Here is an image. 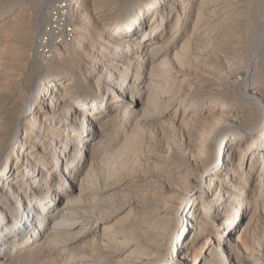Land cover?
Instances as JSON below:
<instances>
[{
  "label": "bare ground",
  "instance_id": "1",
  "mask_svg": "<svg viewBox=\"0 0 264 264\" xmlns=\"http://www.w3.org/2000/svg\"><path fill=\"white\" fill-rule=\"evenodd\" d=\"M244 1L0 5V264H264V0Z\"/></svg>",
  "mask_w": 264,
  "mask_h": 264
},
{
  "label": "rangeland",
  "instance_id": "2",
  "mask_svg": "<svg viewBox=\"0 0 264 264\" xmlns=\"http://www.w3.org/2000/svg\"><path fill=\"white\" fill-rule=\"evenodd\" d=\"M18 1V2H17ZM57 1H59V0H57ZM247 1L248 0H246V1H244V4L245 3H247ZM23 2V3H22ZM28 3V4H26V3ZM7 5V6H11L13 9H14V11H17L18 9H19V7L20 8H22V7H25L26 8V5H27V7L28 8H26L25 10V12H26V15L29 17V18H34V15H35V10L37 9V7H36V0H0V5ZM34 5V6H33ZM34 8V9H33ZM52 8V6L51 7H48V9H47V11L49 12V10ZM34 14V15H33ZM33 15V16H32ZM31 16V17H30ZM30 20H32L33 21V19H30ZM145 50H147V47H145ZM43 64H45V63H43ZM30 65V63H28V61L26 62L25 61V63H24V65L23 66H21L22 67V70H21V76H22V78L23 77H25L26 75H27V73H28V75L26 76V78L29 76V72L31 71L30 69H31V66H29ZM25 66V67H24ZM23 68H24V71H23ZM27 69H28V72H27ZM30 70V71H29ZM24 72V73H23ZM25 79V78H24ZM264 192V191H263ZM251 193H252V191L251 192H249V197L251 196ZM264 200V199H263ZM260 210H261V208L259 207V209H258V212H257V220H255V224L257 223V225H256V227H257V235H259V236H263V234H264V221H263V218H264V212H260ZM249 211L250 210H247V211H245L244 212V214H243V218H242V224H243V226L245 225V223L247 222V220L249 219V216H251V213H249ZM259 218V219H258ZM259 223V224H258ZM262 223V224H261ZM239 228V227H238ZM249 230V229H248ZM234 235H236V234H234ZM250 235V231H247V234H245V237L247 236V238H249L248 236ZM253 237H255V236H253ZM250 244V243H249ZM33 261H35V260H33ZM32 261V262H33ZM37 261V260H36ZM35 261V263L33 262H28V261H26V263L25 262H23V263H21V264H36L37 262ZM28 262V263H27ZM17 264H20V263H17Z\"/></svg>",
  "mask_w": 264,
  "mask_h": 264
},
{
  "label": "built area",
  "instance_id": "3",
  "mask_svg": "<svg viewBox=\"0 0 264 264\" xmlns=\"http://www.w3.org/2000/svg\"><path fill=\"white\" fill-rule=\"evenodd\" d=\"M58 6V5H57ZM50 11H52V9H50ZM72 34V29H71V27H67L66 29H65V31L63 32V36L61 37V42L62 41H64V39H66V37H69V35H71Z\"/></svg>",
  "mask_w": 264,
  "mask_h": 264
}]
</instances>
